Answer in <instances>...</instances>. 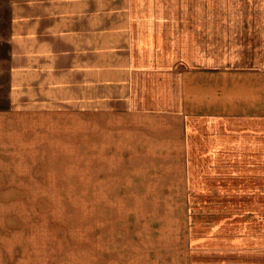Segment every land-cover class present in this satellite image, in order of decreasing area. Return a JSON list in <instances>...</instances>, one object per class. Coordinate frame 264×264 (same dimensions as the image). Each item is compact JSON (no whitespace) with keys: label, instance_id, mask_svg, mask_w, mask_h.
<instances>
[{"label":"crops","instance_id":"1","mask_svg":"<svg viewBox=\"0 0 264 264\" xmlns=\"http://www.w3.org/2000/svg\"><path fill=\"white\" fill-rule=\"evenodd\" d=\"M208 3L11 0L0 220L6 130L21 132L28 116L42 150L56 135L72 140L80 124L83 155H95L106 174L110 203L169 202L176 188L184 221L189 205L206 198L240 202L249 219L262 196L254 187L264 182L263 161L250 158L264 157V9L229 3L225 11L243 16L218 20ZM217 28L227 32L223 53Z\"/></svg>","mask_w":264,"mask_h":264},{"label":"rangeland","instance_id":"2","mask_svg":"<svg viewBox=\"0 0 264 264\" xmlns=\"http://www.w3.org/2000/svg\"><path fill=\"white\" fill-rule=\"evenodd\" d=\"M204 2L209 4L199 0ZM244 2L264 9V0H211L218 10L210 18H241V13L224 9L229 3ZM10 3L0 0V107L4 104V110L10 102L11 65L5 41ZM225 30L198 31L216 34L218 53H223ZM28 117L21 132L8 124L9 137L4 138V220H0L4 264H264L263 181L254 187L262 196L249 219L241 216L240 202L206 198L189 205L191 218L184 221L176 188L170 189L175 194L169 202L110 203L106 174L97 172L95 155H83L80 124L72 140L56 135L42 150L33 142ZM250 158L264 163V157ZM123 175L127 186L130 174Z\"/></svg>","mask_w":264,"mask_h":264}]
</instances>
